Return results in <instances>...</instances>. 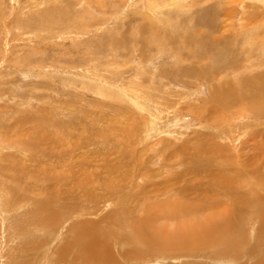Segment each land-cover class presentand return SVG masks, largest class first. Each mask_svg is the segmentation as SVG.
<instances>
[{
  "label": "rangeland",
  "instance_id": "obj_1",
  "mask_svg": "<svg viewBox=\"0 0 264 264\" xmlns=\"http://www.w3.org/2000/svg\"><path fill=\"white\" fill-rule=\"evenodd\" d=\"M0 178V264H264V0H0Z\"/></svg>",
  "mask_w": 264,
  "mask_h": 264
},
{
  "label": "bare ground",
  "instance_id": "obj_2",
  "mask_svg": "<svg viewBox=\"0 0 264 264\" xmlns=\"http://www.w3.org/2000/svg\"><path fill=\"white\" fill-rule=\"evenodd\" d=\"M181 1V0H180ZM149 19V18H148ZM137 48V47H136ZM208 52V51H207ZM209 53V52H208ZM179 55V54H178ZM204 55L205 54H203V57H204ZM199 58V56H197V59ZM200 60V59H199ZM212 88V87H211ZM214 88H212V90H213ZM217 92V91H216ZM40 115V114H39ZM42 116V115H41ZM38 121V120H37ZM24 145H25V143H24ZM26 165V164H25ZM38 167V166H37ZM25 168V167H24ZM37 169V168H36ZM18 174V173H17ZM53 175V174H52ZM1 179V178H0ZM13 191V190H12ZM18 196V195H17ZM2 204V203H1ZM35 206V205H34ZM60 206V205H59ZM41 207L42 208H40L41 210H43V212L46 214V215H49V211L48 210H50L48 207H47V205L46 204H41ZM239 208V207H238ZM237 208V209H238ZM43 212H42V214H43ZM59 213V212H58ZM58 213H55V212H51V217H54L55 219L57 218V215H58ZM31 215V214H30ZM50 217V218H51ZM65 218V217H64ZM67 220V219H66ZM69 220V219H68ZM191 221V220H190ZM192 222V221H191ZM209 222V221H208ZM234 223V222H233ZM36 224V223H35ZM188 224V223H187ZM205 224V223H204ZM55 226H56V224H55ZM235 226V225H234ZM239 226V225H238ZM189 227V226H188ZM235 227H233V224H232V232L235 230L234 229ZM42 229V228H41ZM49 229V228H48ZM47 229V227H46V230H48ZM142 230V229H141ZM205 232V231H204ZM238 233H240V232H238ZM86 234V233H85ZM87 235V234H86ZM85 235V236H86ZM94 235V234H93ZM229 235V234H228ZM214 236V235H213ZM213 236L212 237H209V243L212 245V246H216L217 248L218 247H220L221 246V249H223V251H224V248H225V246H229V245H224V243L226 242L227 243V241H224V239H223V241H222V239L221 238H218V239H216V240H214L215 238H213ZM224 236V235H223ZM195 237H197L196 235H195ZM205 237H208L207 236V234L204 236V238ZM215 237V236H214ZM225 237V236H224ZM86 238V237H85ZM204 238H203V240H201L202 242L204 241ZM223 238V237H222ZM236 238V237H235ZM234 238V239H235ZM156 239V238H155ZM87 240V239H86ZM200 240V239H199ZM227 240V239H226ZM90 241V240H89ZM234 240L232 239V242H233ZM84 242V241H83ZM236 242V241H235ZM80 243V242H79ZM93 243V242H92ZM97 243V242H96ZM232 244V243H231ZM237 244V243H236ZM224 246V247H223ZM233 246V245H232ZM237 246H238V244H237ZM85 247L86 248H88V250H89V248L90 247H88L87 245H85ZM204 248V247H203ZM227 249V248H226ZM98 251V250H97ZM229 251V250H228ZM99 252V251H98Z\"/></svg>",
  "mask_w": 264,
  "mask_h": 264
}]
</instances>
